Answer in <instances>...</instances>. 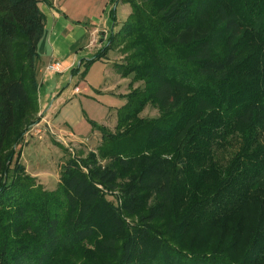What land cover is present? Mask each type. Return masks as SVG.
Listing matches in <instances>:
<instances>
[{
    "label": "trees",
    "instance_id": "obj_1",
    "mask_svg": "<svg viewBox=\"0 0 264 264\" xmlns=\"http://www.w3.org/2000/svg\"><path fill=\"white\" fill-rule=\"evenodd\" d=\"M120 1L81 65L123 45L115 70L140 84L46 190L19 145L53 0H0V264H264V0H123L114 31Z\"/></svg>",
    "mask_w": 264,
    "mask_h": 264
},
{
    "label": "rangeland",
    "instance_id": "obj_2",
    "mask_svg": "<svg viewBox=\"0 0 264 264\" xmlns=\"http://www.w3.org/2000/svg\"><path fill=\"white\" fill-rule=\"evenodd\" d=\"M117 5L114 31L120 28L132 10L130 3L123 0ZM111 26L112 23L109 29ZM107 33L104 34L106 38ZM122 46L111 49L106 61L96 60L86 66L85 62L80 65L79 60L77 73L46 70L38 61V69L41 68L37 75L40 111L33 118L39 121L28 128L19 149H22L20 162L25 171L35 177L36 184L44 189L55 190L58 187L62 166L69 157L84 158L90 151L97 152L102 142V131L93 123L106 132H115L118 111L127 102L126 95L140 84H131L132 75L122 77L115 70V63L122 62L125 56L120 50ZM159 114V110L149 104L140 116L150 118ZM23 128L18 125L16 131ZM109 160L110 157L101 161L106 163ZM12 174L11 171L7 177L9 181ZM88 246L93 249V246ZM236 251L239 260L242 253L240 249Z\"/></svg>",
    "mask_w": 264,
    "mask_h": 264
},
{
    "label": "crops",
    "instance_id": "obj_3",
    "mask_svg": "<svg viewBox=\"0 0 264 264\" xmlns=\"http://www.w3.org/2000/svg\"><path fill=\"white\" fill-rule=\"evenodd\" d=\"M113 2L114 0H53V6L43 3L46 20L44 33L38 43V61L45 67L48 63L60 62V71L56 72L59 73L77 67L78 61L83 58L92 57L103 44L100 42L102 35L109 30V11ZM107 57L99 60L106 61Z\"/></svg>",
    "mask_w": 264,
    "mask_h": 264
},
{
    "label": "built area",
    "instance_id": "obj_4",
    "mask_svg": "<svg viewBox=\"0 0 264 264\" xmlns=\"http://www.w3.org/2000/svg\"><path fill=\"white\" fill-rule=\"evenodd\" d=\"M60 67H61V63L58 61H54V62L48 63L45 68L46 70L58 72L60 71Z\"/></svg>",
    "mask_w": 264,
    "mask_h": 264
},
{
    "label": "water",
    "instance_id": "obj_5",
    "mask_svg": "<svg viewBox=\"0 0 264 264\" xmlns=\"http://www.w3.org/2000/svg\"><path fill=\"white\" fill-rule=\"evenodd\" d=\"M105 41V35H102L100 42H104Z\"/></svg>",
    "mask_w": 264,
    "mask_h": 264
}]
</instances>
